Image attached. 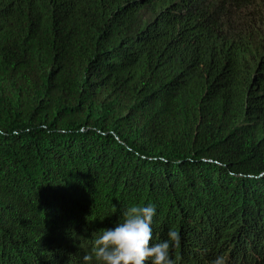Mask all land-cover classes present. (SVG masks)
<instances>
[{
	"label": "trees",
	"instance_id": "obj_1",
	"mask_svg": "<svg viewBox=\"0 0 264 264\" xmlns=\"http://www.w3.org/2000/svg\"><path fill=\"white\" fill-rule=\"evenodd\" d=\"M147 203L173 264H264V0H0V264Z\"/></svg>",
	"mask_w": 264,
	"mask_h": 264
},
{
	"label": "clouds",
	"instance_id": "obj_2",
	"mask_svg": "<svg viewBox=\"0 0 264 264\" xmlns=\"http://www.w3.org/2000/svg\"><path fill=\"white\" fill-rule=\"evenodd\" d=\"M156 207L152 203L132 205L122 213L123 219L112 227L102 228L92 238L90 254L83 255L84 264H173L170 246L179 242V235L169 230L167 238L153 241L152 221ZM211 264H224L216 256Z\"/></svg>",
	"mask_w": 264,
	"mask_h": 264
}]
</instances>
